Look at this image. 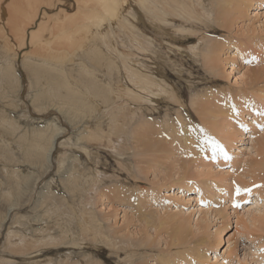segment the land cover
<instances>
[{
	"label": "bare ground",
	"instance_id": "6f19581e",
	"mask_svg": "<svg viewBox=\"0 0 264 264\" xmlns=\"http://www.w3.org/2000/svg\"><path fill=\"white\" fill-rule=\"evenodd\" d=\"M215 1V18L221 27L215 31L211 28L215 34L219 30L231 32L242 18L243 12H247L252 7L254 9L264 7V0ZM131 5L137 9L135 25L132 27L134 30L131 31L134 46L136 50L147 53L148 57L151 56L149 51H151L150 46H153V40H148L147 44L150 43V46L146 52L141 44L144 33L142 34L139 28V17L143 19L145 10L150 9L149 14L152 18L159 20L162 23L161 26L175 23L176 21H172L173 17L182 20L185 25L181 28V32L195 31V28L200 25L202 28L209 27L208 23L211 20L214 21L213 16L215 15L206 6L205 0H0V40L4 45L0 67V106L8 103V108L10 107V111L14 113L8 114V111V113L3 111L0 113V140L3 141L2 145L0 144V162L4 169L3 200L7 205L6 213H0V229L5 223L7 224L6 239L9 245L7 258L3 264H16L14 254H19L22 259H26L23 243L27 244V242L42 245L47 250L51 248L60 250L63 245L68 244L83 248L84 245L98 246L103 243L113 247L117 246L106 234L100 233L101 228L99 229V221L95 215L87 216L85 224L73 218L67 219L68 224L58 218H54V222H51L45 216L40 215V211L36 209L44 203L50 205L48 209L50 216L52 213L59 216L65 210L72 208V205L67 208L62 203L56 204L55 201L61 198V192L55 191L49 185L47 192L37 193L40 182L44 181L39 176L54 175L60 179L65 194L67 192L71 194L73 205L79 206L75 209L76 214L79 208L84 206L86 195L94 193L95 187L97 188L102 183L99 164L100 151L104 152V146L118 153V146L123 147V144H127L126 147L130 146L128 151L135 153L138 158L136 161L138 164L141 162L149 164L145 173L142 169L141 173H150L152 170L156 174L161 171L160 168L167 169L166 161L174 159L177 156L176 151L181 150L182 156L187 157L191 154L195 160L198 159L203 150L201 142L203 140L199 138V135L205 137L207 133L215 134L213 131H215L216 119L227 112V115L236 121V126H231L229 137L221 146H217L216 150L219 152L218 157L215 158H219L222 162L228 159L226 150L233 151L235 148L239 152L245 150L244 146L240 147L236 144V141L244 140L248 138L246 135H249L242 133L240 139L241 133L238 129L241 125L237 128L240 123L245 125L249 122L244 115L245 106L248 105L245 103L250 102L247 110L248 113L253 112L255 122L257 117L264 112V86H257L263 82L264 68H253L248 70L250 84L241 89V95L228 94L224 91V87H221L209 88L210 90L207 89L203 94L194 97L193 106H196L195 111L201 122L199 126L193 125L189 118L186 119L181 114L174 120L158 121L159 118L156 117L146 121L148 116L142 108L145 106L143 102L150 101V104H155L154 102L158 103L166 99L170 107L173 103L181 104L182 96L179 92L176 94L169 92L171 86L166 78V69L161 67L159 61L158 74L155 76L150 75L147 72L148 69L141 66L131 65L128 68L124 64L127 61L120 65L118 58H123V56L116 49L117 46L113 45L114 41L110 40V29L111 24L116 23V20L120 21L126 7ZM55 13L62 15L61 21L51 17ZM148 27L151 28V26ZM107 37L110 42L106 41ZM201 42L203 43L202 48L206 47V49L203 51L201 47H197L196 50L205 58L206 67L204 69L211 75L213 81L215 79L213 83L221 85L225 77L221 74L226 71L225 63H231V73L236 69L233 62L235 61L234 56H231L230 50L232 48L236 50L235 56L243 52L235 43L231 44V38L227 41L223 38L202 37ZM222 51L223 55L226 54L225 58L221 57ZM111 53L114 54L111 55ZM22 73H24L25 80L22 78ZM26 84L31 85L33 93L28 96L29 102L20 105L21 103H18L20 96L26 97L27 95ZM251 101L255 103L252 104ZM22 112L25 113L22 115ZM128 117H130L129 120H127ZM138 119L141 120L140 123L134 126L129 139L125 138L128 135L123 131V127L126 128L129 121L134 125ZM38 120H44L45 125H37ZM208 125L212 126L213 131ZM66 138L67 141L61 143ZM131 144H134V147ZM256 145L257 143L254 144L252 150L256 148ZM63 147H68V150H75L77 153L61 157L59 153ZM89 148L97 149L96 154L100 161H97L99 167L96 166V169L86 166L81 159L80 153H87ZM238 151L234 155H238ZM256 153L258 154L257 149ZM260 153L263 157L259 161L246 158L243 171L250 180L246 182L240 180L239 184L235 182V186L237 184L241 189L239 195L249 192L245 190H250L261 197V192H264V152ZM120 154L122 155L117 158L122 160L126 153ZM192 163L185 164L184 172L189 169L187 166L191 167ZM235 165L236 161L233 162V166ZM26 166V173H23ZM212 172L218 173L213 170ZM38 173L39 176H37ZM200 175L204 176L202 172ZM217 176L219 175L215 174L212 177L219 180ZM187 177L186 173L180 177L184 181L181 185L183 187L179 188L189 187L188 183H185ZM219 177L223 179L222 176ZM31 183H33L32 186H30ZM138 185H133L134 188L110 187L106 189L104 196L109 201L111 200L110 195H113L115 199L122 198L135 208L147 199V193L151 194L154 202L158 201L159 196L155 190H145ZM203 188H207V185L202 184L193 188L197 190L198 195H190V204L191 202L192 205L200 203L201 198H205L206 192ZM213 194L211 193L212 196ZM25 196H28L29 200L38 196L36 203L38 207L34 206L35 208L31 209L35 216L25 217L23 215L27 207L22 206L30 205L24 201ZM114 201L111 200V204ZM176 202L180 203L177 200ZM255 208L247 210V213L241 217L237 213V225L238 223L243 225L244 222L249 226L263 223L262 211L258 206ZM197 210L199 213L197 220L201 222L197 225V230L194 232L188 227L187 219L176 222L173 241L169 243L171 249L169 248V255L166 256L168 258L164 261L159 256L156 264H182L183 261L185 262L183 264H214L210 263L212 260L210 250L215 251L223 245L225 240L222 236L223 229H218L211 243L206 242L207 232L203 223L206 222L205 216L208 213L202 208H197ZM223 213V210H216V215L221 216ZM23 219L27 222L23 223ZM161 222L158 220L157 225L160 226ZM225 225L227 224L223 226ZM14 226L18 228L17 231L13 229ZM24 233L29 234L25 236H33L30 241L24 239ZM12 234L19 235L14 238L21 242L20 248H14L16 244L14 238L11 239ZM201 246L205 248H199ZM125 248L128 251L127 257H133L132 249L128 246ZM175 248L177 251L172 254ZM236 248V245H233L231 250H225L223 256L233 255L232 252ZM41 252V249L36 250V255ZM214 259L217 260V258ZM26 260L34 259L27 258ZM88 263L89 261L86 262ZM30 264H35V262ZM240 264H246V259L243 258Z\"/></svg>",
	"mask_w": 264,
	"mask_h": 264
},
{
	"label": "rangeland",
	"instance_id": "374dc122",
	"mask_svg": "<svg viewBox=\"0 0 264 264\" xmlns=\"http://www.w3.org/2000/svg\"><path fill=\"white\" fill-rule=\"evenodd\" d=\"M215 2V0H205L206 6H208L213 12V15L215 14L213 16L214 21L211 20V22L208 23L209 27L202 28L201 25L196 27L195 31L185 30L184 32H181V28L185 24L182 20L180 21L179 19H176L177 17H173L172 19V21H176L175 23L161 26L162 23L156 18H152V15L149 14L151 10H145V12H143V19H140L139 17V20L141 21H139V28L141 29L142 34L144 33L141 44L142 47L146 49V52L150 46V43L147 44L148 40H153V46H150L151 51H149L151 55L150 57H148L147 53H142L140 50H136L137 48L134 46V38L131 33V31L134 30L132 27L135 25V18L137 17V9L133 7L134 5L126 7V11L123 13L121 20H116V23L111 24L110 40L112 42L114 41L113 45L115 47L117 46L116 49L123 56V58H118L120 65L121 63L127 61L124 64L128 68L131 65L141 66L144 67V69H148L147 72L150 75L155 76L158 74L157 65L160 62L159 64L161 67L166 69V78L171 86L169 92H175V94L179 92L182 96L181 104L171 103L173 108L171 106L168 107V100L166 99H162L158 103L154 102L155 104H150V101L143 102L145 103V106L142 108L148 116L146 121H150V119H154L156 117L159 118L158 121H165L166 119L174 120L181 114L186 119L189 118L193 125L199 126L201 122L195 111L197 108L196 106H193V103L195 102L194 97L203 94L204 91L209 88L218 89L221 87H224V91L228 92V94L241 95V89L248 87L250 84L248 70L253 68H264V7L256 9L252 7L248 9L247 12L242 13V18H240L236 26L233 27L235 29H232L231 32L219 30L218 33L215 34L211 28H213L214 31L221 29L215 18ZM168 10H170V8H168ZM51 17L57 18V21H61L62 15L60 13H55ZM146 23L151 24L148 25ZM148 26H151V28ZM188 28H190L189 25ZM188 37L192 38V40L189 41ZM202 37L212 39L223 38L227 39V41L231 38V44L234 45L235 43L243 52L240 53L241 55L235 56L234 53L236 50L234 51L233 48V50H230L231 56H234V60L236 61H233L236 69L233 70V73H231V63H225L224 67L226 71L225 73H221L225 77L223 80L224 82H222L221 85L216 82L213 83L215 79L213 81L211 79V75H209V73L204 69L206 67L204 61L205 58L196 50L197 47H201L203 51L206 49V47L202 48ZM106 41H109L108 37ZM3 47V42L0 40V67L2 65L1 59L3 57L2 51H4ZM112 54L114 53H111V55ZM221 57H226V54L223 55V51L221 52ZM22 78L25 80L24 73H22ZM29 85L30 84H26L25 86L27 93L26 97L21 95L20 99H18V103H21L20 105L24 102H29L28 96L33 93V89L31 88V85ZM257 86L263 87L264 79L263 82L259 83ZM251 103L254 104L255 102L251 101ZM7 104L8 103H5L4 106H0V113L9 112L8 114H14L10 111L11 109L10 107L8 108L9 105L7 106ZM124 105H126V103H124ZM245 105L246 111L244 110V115H246L245 117L251 125L248 124L249 122L245 123V125H247L246 127L244 124L240 123L237 128L241 125L239 128L240 130L238 129V131H240L239 133H241L239 135L240 139L242 137V133H248L249 135L245 134L248 138L236 141L237 146H244L245 150L239 152L236 148H232L233 151L225 149L227 154L226 157L228 159H224L222 162L219 158H215L219 152V150H216L218 149L217 146H221V144L226 141L225 139L229 137L231 126H236V121L231 119L227 115V112L225 115L223 113L222 116L220 115L219 118L216 119L217 123L214 128L215 131H219H213L212 126L208 125L209 129H211V131L215 134L210 133V135L207 133L205 137H201V135H199V138L203 140H200L203 144V150L202 153L199 154L198 159L195 160L191 154H188L187 157L182 156V152L180 153L181 150L176 151L177 156H175L174 159L166 161L167 169L160 168L161 171L156 174H154L152 170H150V173L144 174L146 167H148L149 164L142 162L141 164H138V162H136L138 161V158L135 156V153L128 151L130 146L126 147L127 144H123V147L127 149L123 148L122 145H119L118 153H116L114 149H110L108 147L107 149L104 146V152L101 153L100 151L101 161L97 157V149L89 148L87 149V153L81 152L80 155L83 163H85L86 166H90V168L96 169V166H98L97 161H100V167H98L100 169V178L102 179V183L99 184L97 188L95 187L94 193L92 192L91 195H86L84 206H81L76 214L75 209L79 206L73 205L74 203L72 201L71 194H68V192L65 194L64 187L62 186L60 179L54 175L45 174L39 176L40 174L38 173L37 176L44 181L42 183L40 182L41 185L38 187L39 189L37 193H41L42 191L47 192V187L49 185L53 187L55 191L61 192V198L55 201L56 204L60 205L62 203L63 206H66L67 208L72 205V208L65 210L64 213L59 216L55 213L51 214V212H49L51 214L50 216L48 214V209H50L49 204L44 203L41 207H38L36 204L38 196L32 200L27 199L28 196H25L24 201L30 203L29 206H22L25 208L27 207V211L23 213L25 217H32L34 213L31 209L35 207H38L36 210L40 211V215L45 216L51 222H54V218H58L68 224L67 219L73 218V220L75 219L80 223L85 224L87 216L95 215L99 221V229L101 228L100 233L104 235L106 234L110 240H113L114 244H117V246L113 247L103 243L98 246L84 245L85 247L83 248L78 245L68 244L63 245L60 250L57 248L47 250L42 245L27 242V244L23 243V252L27 255L28 259L33 258L34 260L28 261L26 260L27 258L22 259L19 254H14V259L16 260L15 263L30 264L35 262V264H86V262L89 261L88 264H156L157 257L161 256V260L164 259V261L168 258L166 256L169 255V243L173 241L175 234V223L187 219L188 221L186 224L188 223V227L195 232L197 230V225L201 223L197 220L199 218L197 208H202L206 213H208V215L205 216V219L207 220L203 223L207 232L205 241L211 243L215 239V235L218 233V229L220 228L223 229L222 236L225 239L220 248L215 249V251L210 250L212 259L210 263L240 264L241 260L245 258L246 264H264V222L257 224L256 226H249V224H246L245 222L243 223L245 226L240 223L237 225V213L241 217L244 213H247V210H253V208H257V206L262 211L261 215L264 217V192H261V197L257 196V194L253 191L245 192L242 195H239L236 192L237 184L235 186V182L239 184L240 180L245 182L248 181V179L250 180V178L246 177L247 175L243 171L244 162L247 160L246 158L259 161L262 159L261 157H263L260 152H264V112H262V115L259 116L260 118L257 117L255 122L253 112L249 111L248 113L247 110L250 102H246ZM132 107H134V105H132ZM224 108L226 110V106ZM23 113L25 112H22V115ZM128 114L130 116L129 112ZM15 116L19 117L20 115ZM129 119L130 117L127 118V120ZM140 121V119L136 120L134 125L129 121L126 128L122 126L123 131L126 135H128L125 136V138L129 139V136H131L130 132L137 123H140ZM23 122L26 123L25 121ZM37 122V125H45L44 120H38ZM66 141L67 138L63 139L61 143H65ZM2 142L3 141L0 140L1 145ZM255 143H257L256 148L252 150ZM133 145L134 144H131V146ZM256 149L258 154L256 153ZM236 150L239 152L238 155H234L237 152ZM182 151L184 150L182 149ZM234 151L236 152L233 153ZM71 153L76 154L77 152H75V150H68V147H63L59 156L64 157L71 155ZM120 153H126L124 158L122 157L124 160L117 158V156L122 155ZM141 159L144 160V158ZM185 161L190 163L193 162L191 167L187 166L189 169L185 170L186 172H184V167L187 163ZM234 161H236L235 166H233ZM2 167V162H0V213L5 214L7 205L3 200L5 185L3 183L4 169ZM141 169L144 172L143 174L140 171ZM26 170L27 166L23 170V173H26ZM212 170L217 171L218 173L212 172ZM201 172L204 176L200 175ZM226 172L228 174H226ZM185 173L188 175L185 183H188L189 187L181 189L179 187H183L181 185L184 180L180 179V177ZM215 174L222 176L223 179H220V177L217 176V179L219 180H216L212 177ZM44 177L48 179H45ZM220 180L222 182H220ZM137 183L140 184L138 185ZM135 184L145 190H155L159 196L158 201L154 202V199L150 196L151 194L147 193V199H144L138 207L135 208V206H132L122 198L115 199L113 195H110V198L116 202L114 201V203L111 204V200L109 201L107 197L104 196L106 194L105 192H107V188H134L133 185ZM153 184L155 187H153ZM202 184L207 185V188H203L204 192H206L205 198H201L200 203H193L194 205H192L191 202L190 204V195H198L196 194L197 190H194L193 188L198 185L201 186ZM32 185L33 183H31L30 186ZM211 193H214L217 196L214 194L212 196ZM181 196H183V199ZM176 200L180 201V203H177ZM237 204L239 207L236 206ZM216 210H223V215H216ZM79 213L82 214L80 215ZM77 214H79V216ZM158 220L162 221L160 226L157 225ZM22 221L23 223L27 222V220L24 219ZM223 223L227 225L223 226ZM15 227L16 226H14L13 229L17 231L18 228L16 229ZM7 229L8 226L6 223L0 229V264H3V262L6 261L7 251L9 250V245L7 244L6 239ZM25 235L29 234L24 233V239L27 241H30V238L33 237ZM14 237H19V235L15 236V234H12L11 239ZM14 242L17 245L14 246L15 249L22 246L21 242L16 241L15 238ZM59 243L60 242H58V244ZM233 245H236L237 247L234 252L231 251L233 255L224 257L223 253L225 250H231ZM126 246L132 249L133 257H127L128 251L125 250ZM85 248H88L89 250H86ZM199 248L203 249L205 247L201 246ZM38 249H41L42 252L41 254L36 255V250ZM176 251L177 249L175 248L172 254H175ZM163 253L165 254L164 256L162 255ZM87 258H89V260ZM214 258H217V260ZM183 263L185 262L183 261L182 264Z\"/></svg>",
	"mask_w": 264,
	"mask_h": 264
},
{
	"label": "snow or ice",
	"instance_id": "6c2138e0",
	"mask_svg": "<svg viewBox=\"0 0 264 264\" xmlns=\"http://www.w3.org/2000/svg\"><path fill=\"white\" fill-rule=\"evenodd\" d=\"M236 191H237V194H239V193H240V191H241V189H240V188L237 186V190H236ZM245 191H250V190H245ZM236 206H237V207H239V205H238V204H237Z\"/></svg>",
	"mask_w": 264,
	"mask_h": 264
}]
</instances>
